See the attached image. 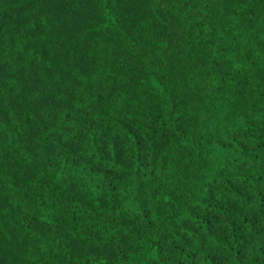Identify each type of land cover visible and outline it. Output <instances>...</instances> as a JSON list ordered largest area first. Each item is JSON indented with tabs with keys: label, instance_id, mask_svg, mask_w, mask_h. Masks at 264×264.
Segmentation results:
<instances>
[{
	"label": "trees",
	"instance_id": "16d2710c",
	"mask_svg": "<svg viewBox=\"0 0 264 264\" xmlns=\"http://www.w3.org/2000/svg\"><path fill=\"white\" fill-rule=\"evenodd\" d=\"M141 1L123 71L71 61L53 3L0 0V264L31 240L45 264H264V0Z\"/></svg>",
	"mask_w": 264,
	"mask_h": 264
},
{
	"label": "rangeland",
	"instance_id": "374dc122",
	"mask_svg": "<svg viewBox=\"0 0 264 264\" xmlns=\"http://www.w3.org/2000/svg\"><path fill=\"white\" fill-rule=\"evenodd\" d=\"M41 3H53L52 7L55 13V27L58 28V38L63 39V44L68 47V56L71 61L76 62L77 59H84L92 61L99 55V51L105 50L109 53L115 52V69L127 70L132 67H136L141 70L139 61H142L145 57V52L140 56H135L134 53L139 51L137 45L138 36L142 37L143 32H148L153 24L152 17H149L147 12H143L142 15H136L132 17L133 10L130 6L134 4H143L140 0H122L117 3V0H39ZM118 5H124L123 8H116ZM45 5H42L44 7ZM167 6L172 13H177L182 7H185L187 11L190 9L200 10L204 12L207 10V5L204 2L193 0H184L178 2L176 0H161L158 2L157 7L151 4V8H156L157 11ZM113 8L120 12H128L127 19H118L117 12L113 13ZM52 13V16L54 15ZM14 20V18H13ZM133 23V24H132ZM210 25L203 30H200V34L208 36L213 39V44L220 48L219 39L212 37ZM218 29L215 30V32ZM221 32L229 34L226 29ZM219 32V33H221ZM215 35V33H214ZM92 48L95 52H92ZM133 59L134 61H131ZM124 66V67H122ZM62 74L58 71V76ZM159 74L153 72L152 76L157 77ZM198 73H189L187 75L188 81L185 83L187 87H197V89H203V82L196 81ZM194 79V80H193ZM192 80L194 83H189ZM15 180H20L19 177H14ZM12 223L6 226V230ZM2 227H0L1 230ZM28 237H23L22 241L27 242ZM77 244V242H76ZM78 245V244H77ZM28 249L35 253L34 262H27L22 260L20 256L22 252L16 257L14 264H45L47 259L39 254L43 249V243L41 240H31ZM55 250V246L52 245V252ZM76 251V250H75ZM72 251V254L75 252ZM74 257L71 259V261Z\"/></svg>",
	"mask_w": 264,
	"mask_h": 264
}]
</instances>
